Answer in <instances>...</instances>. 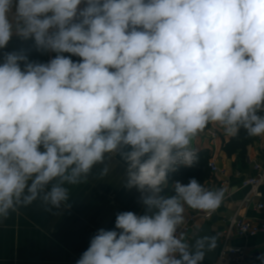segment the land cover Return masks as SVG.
<instances>
[{"label": "clouds", "instance_id": "1", "mask_svg": "<svg viewBox=\"0 0 264 264\" xmlns=\"http://www.w3.org/2000/svg\"><path fill=\"white\" fill-rule=\"evenodd\" d=\"M13 35L56 55L0 63V220L69 207L68 186L119 155L145 212L117 213L76 264H203L216 241L185 242V206L211 214L225 190L162 193L209 123L264 136V0H0V49Z\"/></svg>", "mask_w": 264, "mask_h": 264}, {"label": "crops", "instance_id": "2", "mask_svg": "<svg viewBox=\"0 0 264 264\" xmlns=\"http://www.w3.org/2000/svg\"><path fill=\"white\" fill-rule=\"evenodd\" d=\"M19 51L25 52L29 60L41 63H47L56 55L53 52H39L32 40H23L13 35L8 45L0 49V63H3L5 53ZM71 58L73 61L80 60L76 56ZM233 137L227 135L219 123H209L191 143L197 153L208 151L209 161H215L221 171L205 183V188L210 190L218 189L221 183L225 184L223 205L214 216L216 222L212 225L215 234L221 237L232 216L251 222H264V209L259 210L256 206L261 202L260 199L246 204L244 200L249 191L241 188L245 178L255 175L254 163H264V136L250 138L245 157L238 153L228 155L224 150V146ZM105 166L109 171L107 175H101ZM126 169L127 165L119 155L106 156L103 164L93 167L87 182L68 186L69 207L54 209L56 214H52L44 211L41 204L36 202L0 220V264H76L99 229H114L117 213L133 211L138 215L144 214L145 208L140 202L141 193L136 188L128 189L124 186ZM170 189H174V183L169 174V181L164 185L162 194L169 196ZM260 192L264 200V186ZM195 211L185 206V221ZM227 245L264 254V233L248 239L234 235ZM203 264L212 263L204 259Z\"/></svg>", "mask_w": 264, "mask_h": 264}, {"label": "built area", "instance_id": "3", "mask_svg": "<svg viewBox=\"0 0 264 264\" xmlns=\"http://www.w3.org/2000/svg\"><path fill=\"white\" fill-rule=\"evenodd\" d=\"M208 167L213 175L221 173L215 161H209ZM253 170L255 171V175L245 178L241 183V188L249 191L244 201L246 204H250L255 199H260L261 202H259L256 206L259 210H263L264 200L260 189L264 186V163H254ZM224 186L225 184L221 183L218 186V189H224ZM217 210L211 214L199 211L197 214L188 217L184 224L180 226V232L183 233L185 242H187L198 231V227L194 226V222L196 220H208L212 218L216 214ZM262 233H264V222H251L245 219H240L236 215L232 216L229 219L228 230L224 236L223 245L217 258L218 260L214 264H249V260L253 262L261 255V253L249 255L246 249L229 246L227 244L230 238L234 235L239 238L248 239L256 237ZM257 264H261L259 259H257Z\"/></svg>", "mask_w": 264, "mask_h": 264}, {"label": "trees", "instance_id": "4", "mask_svg": "<svg viewBox=\"0 0 264 264\" xmlns=\"http://www.w3.org/2000/svg\"><path fill=\"white\" fill-rule=\"evenodd\" d=\"M251 137L244 129H240L239 133L224 146V150L228 155L238 153L239 156L245 157ZM197 154L198 162L194 166L180 167L177 172L170 173V178L173 181L179 180L184 184H187L191 178H195L205 187L206 181L213 177L208 167L210 157L208 151H201ZM168 193L173 195L174 189L168 190Z\"/></svg>", "mask_w": 264, "mask_h": 264}, {"label": "water", "instance_id": "5", "mask_svg": "<svg viewBox=\"0 0 264 264\" xmlns=\"http://www.w3.org/2000/svg\"><path fill=\"white\" fill-rule=\"evenodd\" d=\"M216 222V218H214L212 221L210 222H206L205 224H203L202 227H200L199 231L193 236L192 240L190 241V243L194 242L196 239H198L200 236H212L215 238L216 241V246L215 248L208 252L206 254L205 260H207L210 263H215L216 259L219 255L220 249L222 247V241L221 238L215 234L212 225Z\"/></svg>", "mask_w": 264, "mask_h": 264}, {"label": "rangeland", "instance_id": "6", "mask_svg": "<svg viewBox=\"0 0 264 264\" xmlns=\"http://www.w3.org/2000/svg\"><path fill=\"white\" fill-rule=\"evenodd\" d=\"M212 174V173H211ZM213 175V174H212ZM175 181H179V180H175ZM175 181H173V182H175ZM181 182V181H180ZM182 183V182H181ZM223 205V203L221 204V206ZM220 206V207H221ZM220 207L218 208V210H217V212H216V214L215 215H217L218 214V211H219V209H220ZM197 212H199V210H196L195 211V213H193L192 215H194V214H197ZM191 215V216H192ZM214 215V216H215ZM212 217V218H210V219H208V220H203V219H201V220H196L195 222H194V226H197L198 228L199 227H202L203 226V224H205L206 222H210V221H212L213 220V218H215V217ZM193 224V223H192ZM228 225H229V220H228V222H227V227H226V229L224 230V233H223V237H221V236H219L220 238H221V240H222V245H223V239H224V236H225V234H226V232H227V230H228ZM197 233V232H196ZM242 248V247H241ZM259 253V252H258ZM248 254L249 255H251V254H256L255 252H248ZM218 258V257H217ZM218 259H216V261H217ZM214 264V263H213ZM244 264V263H243ZM249 264H257V260H256V262L254 263V261L252 262L251 260H249Z\"/></svg>", "mask_w": 264, "mask_h": 264}]
</instances>
